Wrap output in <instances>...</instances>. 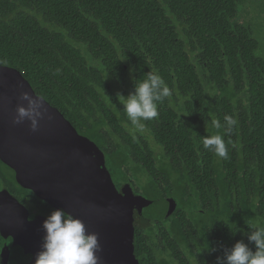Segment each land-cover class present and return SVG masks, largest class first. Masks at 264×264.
<instances>
[{
    "label": "trees",
    "instance_id": "1",
    "mask_svg": "<svg viewBox=\"0 0 264 264\" xmlns=\"http://www.w3.org/2000/svg\"><path fill=\"white\" fill-rule=\"evenodd\" d=\"M239 2L0 0V65L97 142L117 185L149 201L134 223L139 264H216L238 240L255 250L246 233L264 227V63L235 19ZM148 72L171 95L135 130L118 95ZM225 115L238 123L222 159L202 140Z\"/></svg>",
    "mask_w": 264,
    "mask_h": 264
},
{
    "label": "water",
    "instance_id": "2",
    "mask_svg": "<svg viewBox=\"0 0 264 264\" xmlns=\"http://www.w3.org/2000/svg\"><path fill=\"white\" fill-rule=\"evenodd\" d=\"M23 91L43 101L44 118L35 132L27 120L12 122L17 104L24 103L18 99ZM0 162L15 172L22 188L79 218L87 232L97 234L101 249L98 264H139L134 212L141 216L149 201L134 195L128 186L119 190L96 144L78 134L56 108L36 95L18 70L1 65ZM0 202H8L10 212H15L5 217L0 207V236L7 239L4 232L9 228L12 247L21 249L26 238L20 235H26L28 227L21 225L26 216L19 217L25 211L8 193H0ZM173 210L174 205H170L165 219ZM6 256L3 250L0 264H8Z\"/></svg>",
    "mask_w": 264,
    "mask_h": 264
},
{
    "label": "clouds",
    "instance_id": "3",
    "mask_svg": "<svg viewBox=\"0 0 264 264\" xmlns=\"http://www.w3.org/2000/svg\"><path fill=\"white\" fill-rule=\"evenodd\" d=\"M132 69H129L131 73ZM171 95V90L164 79L155 72H148L143 79H134V88L127 97L118 95L122 110L133 129L143 130V122L158 117V104ZM18 99L24 103L17 104L14 124L27 120L31 131H37L39 121L44 118L43 101L23 91ZM224 123L212 118L210 127L216 134L205 136L203 147L217 157L227 159L228 146L224 136L230 135L237 125V119L225 115ZM223 129L221 133L220 130ZM41 228L40 250L35 254L33 264H98L101 251L96 233L87 232L85 224L63 209L57 208L43 220ZM247 240L254 246L253 250L241 240L230 248H224L222 256L216 257V264H264V227H256L246 233ZM207 250L216 251L208 245Z\"/></svg>",
    "mask_w": 264,
    "mask_h": 264
},
{
    "label": "flooded vegetation",
    "instance_id": "4",
    "mask_svg": "<svg viewBox=\"0 0 264 264\" xmlns=\"http://www.w3.org/2000/svg\"><path fill=\"white\" fill-rule=\"evenodd\" d=\"M77 133L83 136L80 132L77 131ZM92 142L95 143L96 146L102 151V148H100V146L97 144L96 141H92ZM105 163H106V157H105ZM107 169L109 170L108 167ZM114 184L119 190L121 189V187H123V185H125V184L117 185L115 182ZM0 193H4V194L8 193L19 203V205H21L25 213H22L19 218L26 216V218L21 219V225H25L28 227V231L26 232V235H20L26 238L25 241H21V243L24 245L23 247H21V249L19 247H12L13 239L11 238L12 235H10L11 231H9V228H5L4 234L5 236H7V239L0 236V254L2 253L3 250L5 251V253L7 254L6 258L8 257V264H29L34 260L35 254L40 250L41 238L44 234L41 228L42 222L50 214L52 210L57 208L51 206L47 201L37 197L32 190L22 188L16 182L15 172L6 165L2 164L1 162H0ZM134 195L139 196L138 194H135V192ZM0 207L2 208L1 213H3L5 217H9L10 215L15 213L14 210L13 212H10L9 207L11 206L8 204V202H0ZM134 216H135V221L137 223V219L139 216L137 214V211L134 212ZM39 223H41V225ZM134 229H136V227Z\"/></svg>",
    "mask_w": 264,
    "mask_h": 264
},
{
    "label": "rangeland",
    "instance_id": "5",
    "mask_svg": "<svg viewBox=\"0 0 264 264\" xmlns=\"http://www.w3.org/2000/svg\"><path fill=\"white\" fill-rule=\"evenodd\" d=\"M235 19H237L240 24L250 29L252 38L257 42L255 55L264 63V0H241V2L238 3ZM120 95L127 97L128 94L126 92H120ZM243 102L244 99L242 100V103ZM149 145L154 151V154L156 156H160L161 149L153 142V140L149 141ZM138 173H142L138 174V176H143L145 180L143 170L140 169ZM143 181L141 184H145L146 180L144 182Z\"/></svg>",
    "mask_w": 264,
    "mask_h": 264
}]
</instances>
